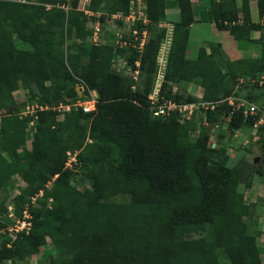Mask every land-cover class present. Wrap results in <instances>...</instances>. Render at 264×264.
Wrapping results in <instances>:
<instances>
[{"label": "trees", "instance_id": "obj_1", "mask_svg": "<svg viewBox=\"0 0 264 264\" xmlns=\"http://www.w3.org/2000/svg\"><path fill=\"white\" fill-rule=\"evenodd\" d=\"M36 1L0 0V191L17 176L25 186L13 198L16 216L21 218L31 199L37 204L28 231L0 245V264L22 262L48 241L57 253L44 264H263L262 250L244 222L250 207L238 192L243 170L228 165L225 152L211 147L207 132L190 141L193 123L152 118L148 99L166 33L158 25L168 8L176 7L180 14L172 24L160 91L169 84L197 82L201 100L216 103L207 115L212 125L217 115L229 117L231 130L258 124V117L244 118L224 100L236 90L240 66L246 65L251 76L264 72L261 59H225L216 43L199 48L195 60L187 59L194 23L191 1L146 0L153 29L140 56L143 89L133 91L130 82L111 71L113 48L87 42L90 31L78 10L80 0H71L67 11L55 7L64 0ZM130 1L91 0L89 10L127 13ZM209 2L211 22L235 41L252 42L251 32L264 30V0H257L259 23L251 20L249 0H241L240 10L236 0ZM14 37L28 48H17ZM138 57L133 52L129 61ZM74 77L97 93L96 109H72L59 120L52 107L63 102L62 92ZM241 85L246 91L240 97L254 103L264 99L257 84ZM20 87L38 96L40 105L53 101V106L20 118L13 98ZM175 100L180 101L179 93ZM33 119L35 132L27 149L26 130ZM259 132L262 149L264 122ZM75 151V167L66 168V153ZM82 163L90 188L79 191L70 179ZM252 175H262L261 167ZM126 195L128 202L113 201ZM200 232L199 238H184Z\"/></svg>", "mask_w": 264, "mask_h": 264}, {"label": "rangeland", "instance_id": "obj_2", "mask_svg": "<svg viewBox=\"0 0 264 264\" xmlns=\"http://www.w3.org/2000/svg\"><path fill=\"white\" fill-rule=\"evenodd\" d=\"M69 1H66V6L69 5ZM254 1V0H253ZM257 1V0H255ZM239 4L241 0H238ZM236 1V4L238 3ZM53 7V6H52ZM63 6H61L62 8ZM90 7V3L87 0H81L78 5V10H88ZM60 8V7H56ZM60 8V9H61ZM93 15L87 19L90 24H87V28L92 29L96 19L103 20L102 16H104L103 12H91ZM107 14V13H106ZM257 16V15H256ZM256 20L259 22L258 16ZM88 29V30H89ZM153 26L152 24L148 27V38L150 37V33L152 32ZM103 35L106 39L111 40V33H104ZM225 36V35H224ZM253 36L257 38L254 42L247 44L244 43L240 45L238 48L232 51H236L234 54H226L222 49V57L225 59H230V57H246L247 60L255 61L261 59V62L264 63V30L256 31L253 33ZM214 41H222L226 43L225 37L212 36ZM230 40H233L230 38ZM72 41L79 42V39L73 37ZM71 40L67 41V44L72 42ZM234 41V40H233ZM232 41V42H233ZM235 42V41H234ZM14 44L17 48L26 50L28 48V44L18 40L14 37ZM237 44V43H236ZM239 44V43H238ZM227 45V44H226ZM106 47H111L107 46ZM112 48V47H111ZM114 50V49H113ZM114 57L112 59L111 71L117 75L123 77L126 81L131 83V89L142 91L144 84L143 72L137 78V80H132L131 75L118 74L119 66L117 63L116 57L119 56L122 59H127L128 53L121 52L119 50H114ZM240 59V58H239ZM116 60V61H115ZM217 61H219L220 66L223 65V62L217 57ZM246 65L240 66L241 72L238 74L237 78V86L234 93L236 96H243V92L246 91L245 88H242L241 84L245 83L251 86V88H255L254 85L257 84V88L261 91L264 90V72L256 73L254 76H251V72L247 69ZM158 74L154 78V85L156 83ZM154 88V86H153ZM153 91V89H152ZM151 91V92H152ZM150 92V93H151ZM63 102L64 105H76L85 106L87 102H89L93 97L97 98V93H92L87 90L85 85L76 77L74 80L67 84L65 90H63ZM178 93L180 95L181 103H187L186 99L188 96L201 99L203 96L202 88H198V83L194 82L187 89L181 86H178ZM13 98L17 107L18 114L20 116L25 115L30 116L29 114H34L36 111L35 106H39V97L31 96L28 90L20 87L19 90L13 93ZM51 101L50 104H52ZM47 104L48 106H53ZM262 112L264 113V99L257 103ZM59 120L63 119L62 116L58 117ZM217 119L216 123L213 125L210 123L209 126H204L202 124L203 120V111L198 113V117L192 122L193 129L190 132V141H195L198 138V135L201 131L207 132L209 135V143L212 148L220 149L225 152V156L228 158V165L235 166L238 164L242 171L241 180L238 186V192L243 196V200L245 204L250 207V213L248 217L245 219V224L247 228V233L253 236L256 239V243L258 247L262 250L260 255L261 262L264 264V147L261 149L260 147V132L259 127L263 124L260 122L256 126H247L244 125L238 130H231L228 127V118H223V116L217 115L214 119ZM215 119V120H216ZM210 122V121H209ZM264 122V117H263ZM35 124V123H34ZM34 125L27 127L26 130V147L30 148L32 143L33 134H34ZM217 158H221V155H216ZM256 160V162H255ZM239 162V163H238ZM261 167L262 175H252L250 174L252 171L256 170L257 167ZM88 173V168L85 164H79V166L74 170L73 175L70 179V185L76 188L79 191L88 190L90 188L89 182L87 181L86 175ZM25 184L22 180L13 176L11 180L8 182L7 186L0 191V245L2 242L9 240L12 241L17 234L20 232L21 225L23 220H25V214H27L31 218V211L37 204L35 203V199H31V206L25 207L22 212L21 218H18L15 214V207L13 204V198L18 194L19 190L22 189ZM49 186V185H48ZM41 194H39L40 196ZM114 202H128L129 196L115 197L113 199ZM34 207V208H33ZM203 235V232L191 234L189 236H185L184 238H199ZM57 253L54 246L48 241L47 244L42 247L39 252L35 255H32L25 259L22 262L18 263H5V264H44L47 263L51 256Z\"/></svg>", "mask_w": 264, "mask_h": 264}, {"label": "built area", "instance_id": "obj_3", "mask_svg": "<svg viewBox=\"0 0 264 264\" xmlns=\"http://www.w3.org/2000/svg\"><path fill=\"white\" fill-rule=\"evenodd\" d=\"M10 1L20 4H38L36 0ZM66 1L69 0H64V2L56 4L55 7L61 8V6H63L61 9L67 11L70 8V2L69 5L65 7L67 4ZM87 1L90 3L91 0ZM45 7L46 9L51 8L50 5H46ZM146 10V0H132L129 3L127 13L118 11L115 13L104 14L102 21L99 19L95 20L96 22L92 24L94 25L92 29L87 28V24H90V22H86V29H89L90 31V35L87 37V42L91 46L101 47L106 46L107 44V46H111L114 50L128 53L127 59H122L119 56L116 57L117 61H119L117 65L120 67L118 74L122 73L125 75H131V79L134 81L137 80V78L141 74L140 56L149 39L147 36L148 27L152 24V22L147 17ZM81 12H83V14L86 16V19L88 20L93 15L89 9L82 10ZM103 31L104 33H111L112 39H106L103 35ZM133 52L139 57L133 62H130L129 58ZM160 79L161 82L159 83V85L157 87H154L153 91L148 96V99L150 101L149 111L152 115V118H174L180 124H190L196 119V117H198V113H201V111H203L202 124L204 126H209L210 122L207 115L208 112L211 113L215 110L216 103L206 102L203 100H199L195 103L178 102L175 100V96L178 94V88L174 85L169 84L163 91V93H161L160 89L165 80L163 76H161ZM91 92L95 93V91ZM96 100L97 98L93 97L89 102L86 103L85 106H80L79 104L64 105L62 103H59L57 106L52 107V110L57 111L59 113V116L62 117H64V115L66 113H69L72 109L78 108H81L84 113H92L96 109ZM224 101L229 107L232 108L233 112H240L244 118L248 116L258 117V123H263L264 113L256 103L250 102L236 95H232ZM35 108L36 111L49 109L48 106L40 104L39 106L36 105ZM29 115L32 116V114ZM19 117H26V114L22 116L19 115ZM33 125L34 119L29 122L28 127ZM77 154L78 152L76 151L73 153H66V168L73 169L75 167L77 163ZM30 219L31 218L27 214H25V220H23L20 229L21 231H28L30 226Z\"/></svg>", "mask_w": 264, "mask_h": 264}, {"label": "crops", "instance_id": "obj_4", "mask_svg": "<svg viewBox=\"0 0 264 264\" xmlns=\"http://www.w3.org/2000/svg\"><path fill=\"white\" fill-rule=\"evenodd\" d=\"M167 1L173 2L174 0H167ZM190 1L192 4V10L194 14V23L190 26V29H189L188 45L186 49L187 59L195 60L197 57L199 48L201 47L206 48L208 43L220 44L221 49L226 54H231V53L234 54L236 51L235 52L234 51L230 52V51L235 50L236 48H238L240 45L244 43L246 44L248 43L246 41H235L229 35L228 32L220 31L216 28L215 24L212 23L210 20L209 0H190ZM236 1L238 2V0ZM249 7H250V14H251L252 22L259 23L260 20L259 22L256 20V17L258 16L257 1L249 0ZM237 8L239 10L241 9V3L240 4L239 2L237 3ZM179 14H180V11L178 8L176 7L168 8L165 11L166 20L164 22L159 23L158 25V31L165 29L166 33H165V39L163 43L160 45L159 50H158V55H157L158 78L156 80L154 87H157L159 85V83L161 82L160 77L164 75L166 64H167L168 52L171 48V39H172V32H173L172 24L179 20ZM261 24L264 25V22L262 21ZM254 32L256 31H252L250 35L252 42H254V40H257V38L253 36ZM212 36H218L219 38L223 36L225 37L224 40L226 43H223L222 41H214ZM230 38L233 39L235 42L233 40H230ZM239 58L246 59V57L240 56V57H235V58L230 57L229 60L235 61V60H238ZM191 84L192 82L182 83L180 85H177L176 87L178 88V86H181L187 89L188 87L191 86ZM198 88H200L199 85H198ZM233 94L236 95V93H233Z\"/></svg>", "mask_w": 264, "mask_h": 264}, {"label": "clouds", "instance_id": "obj_5", "mask_svg": "<svg viewBox=\"0 0 264 264\" xmlns=\"http://www.w3.org/2000/svg\"><path fill=\"white\" fill-rule=\"evenodd\" d=\"M174 86H175V85H174ZM200 88H201V87H200ZM93 91H94V90H93ZM95 93H96V92H95ZM232 95H234V94H232ZM232 95H231V96H232ZM229 97H230V96H229ZM238 97H240V96H238ZM240 98H242V97H240ZM201 99H202V97H201ZM201 99H199V100H201ZM243 99H244V98H243ZM256 104H257V103H256Z\"/></svg>", "mask_w": 264, "mask_h": 264}, {"label": "water", "instance_id": "obj_6", "mask_svg": "<svg viewBox=\"0 0 264 264\" xmlns=\"http://www.w3.org/2000/svg\"><path fill=\"white\" fill-rule=\"evenodd\" d=\"M255 162H256V160H255Z\"/></svg>", "mask_w": 264, "mask_h": 264}]
</instances>
